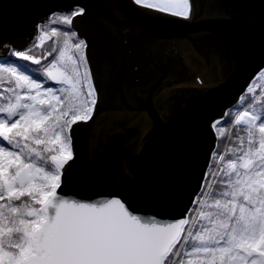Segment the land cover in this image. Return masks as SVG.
Returning a JSON list of instances; mask_svg holds the SVG:
<instances>
[{
    "label": "snow or ice",
    "instance_id": "1",
    "mask_svg": "<svg viewBox=\"0 0 264 264\" xmlns=\"http://www.w3.org/2000/svg\"><path fill=\"white\" fill-rule=\"evenodd\" d=\"M130 4L155 24L191 18L190 0ZM84 13L79 6L52 12L37 25L31 48L2 45L0 264H264V92L249 98L251 85L236 108L212 122L219 140L226 134L220 125L234 115L230 135L238 143L213 149L182 218L136 214L124 198L136 194L135 180L91 202L58 194L74 158L72 128L91 120L98 103L87 44L71 27ZM232 15L242 20L247 54L257 44V18L246 9ZM210 96L205 89L194 105Z\"/></svg>",
    "mask_w": 264,
    "mask_h": 264
},
{
    "label": "water",
    "instance_id": "2",
    "mask_svg": "<svg viewBox=\"0 0 264 264\" xmlns=\"http://www.w3.org/2000/svg\"><path fill=\"white\" fill-rule=\"evenodd\" d=\"M190 2V19L160 25L130 0H0L4 55V44L32 45L52 12L85 9L71 27L87 44L98 103L91 120L72 128L74 158L58 194L91 202L135 180L136 194L124 198L136 214L175 220L188 212L215 147L212 122L264 67V0ZM245 9L257 18V44L247 54L242 20L232 15ZM183 44L196 55L192 63L202 62L205 85L191 83L198 71ZM205 89L209 100L194 105Z\"/></svg>",
    "mask_w": 264,
    "mask_h": 264
},
{
    "label": "trees",
    "instance_id": "3",
    "mask_svg": "<svg viewBox=\"0 0 264 264\" xmlns=\"http://www.w3.org/2000/svg\"><path fill=\"white\" fill-rule=\"evenodd\" d=\"M64 27H67V26H64ZM73 30V29H72ZM81 39V38H79ZM54 42H55V38H53L52 41H49L46 45H45V49L46 51H49L51 50V48L54 46ZM75 42V41H74ZM60 43L62 44V38L60 40ZM58 46V45H57ZM32 45H30L29 47L27 48H31ZM40 49L39 48H32V52L33 54L35 55H39L40 54ZM264 68V67H263ZM262 76H264V74H261L260 73V70L255 74V76L252 78L251 82L249 83V85H251V87L253 89H256V92L255 93H249L248 94V97L249 98H252L254 96H257L259 95L261 92H264V78H261ZM248 85V86H249ZM247 86V87H248ZM0 87H3V86H0ZM245 94V91L240 95L239 99L229 108L226 109L225 112H231L234 108H236L238 106V103L242 102L240 101V98ZM0 103H2V101H0ZM233 117L234 115L232 116H229L226 118V121L225 123H222L220 125V127L222 128H225L226 130V134L225 136L222 138V139H219L217 138V135H216V130H214L215 132V136H216V142H215V147L214 148H217L219 149V151L221 153L227 151V149L231 146H233L235 143H238V141H235L234 138L230 135H228V132H229V128H230V125H231V122L233 120ZM231 131H235L234 129H231ZM230 131V132H231ZM209 164V163H208ZM207 170V168H206ZM209 179H211V177H209ZM204 180V179H203ZM197 196V195H196ZM195 196V198H196ZM192 207V206H191Z\"/></svg>",
    "mask_w": 264,
    "mask_h": 264
},
{
    "label": "bare ground",
    "instance_id": "4",
    "mask_svg": "<svg viewBox=\"0 0 264 264\" xmlns=\"http://www.w3.org/2000/svg\"><path fill=\"white\" fill-rule=\"evenodd\" d=\"M181 51L182 53L186 56V59H187V62H188V65L189 67L192 69V70H197V74L195 76V79L193 82H191L192 84H194L195 86H197V84H200L198 81L202 80L201 79V72L204 70V67H202V62H200V64L198 63H192L190 61V58L192 59L193 57H195L196 55L191 52L190 48L187 47L186 44H183L181 45ZM201 60V59H200ZM186 84V83H185ZM180 85H184V84H180ZM201 85V84H200ZM203 85H205V83L203 82Z\"/></svg>",
    "mask_w": 264,
    "mask_h": 264
},
{
    "label": "rangeland",
    "instance_id": "5",
    "mask_svg": "<svg viewBox=\"0 0 264 264\" xmlns=\"http://www.w3.org/2000/svg\"><path fill=\"white\" fill-rule=\"evenodd\" d=\"M239 97H240V96H239ZM233 120H234V117H233ZM233 120H232V121H233ZM231 123H232V122H231ZM230 131H231V129L229 128V132H228V135H229Z\"/></svg>",
    "mask_w": 264,
    "mask_h": 264
}]
</instances>
